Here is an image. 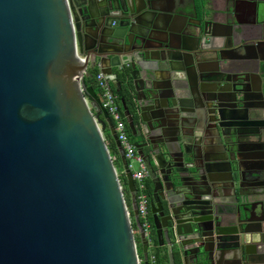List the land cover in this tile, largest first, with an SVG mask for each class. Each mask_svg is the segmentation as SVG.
I'll return each mask as SVG.
<instances>
[{
    "label": "flooded vegetation",
    "instance_id": "flooded-vegetation-1",
    "mask_svg": "<svg viewBox=\"0 0 264 264\" xmlns=\"http://www.w3.org/2000/svg\"><path fill=\"white\" fill-rule=\"evenodd\" d=\"M68 2L82 25L84 79L129 48L131 30L161 58L176 51L175 81L158 80L151 100L140 81L130 77L131 90L116 91L102 71L145 165L146 225L135 218L126 164L107 125L140 264H264V0ZM175 91L178 106L169 112L166 96Z\"/></svg>",
    "mask_w": 264,
    "mask_h": 264
},
{
    "label": "water",
    "instance_id": "water-1",
    "mask_svg": "<svg viewBox=\"0 0 264 264\" xmlns=\"http://www.w3.org/2000/svg\"><path fill=\"white\" fill-rule=\"evenodd\" d=\"M81 32L68 0H0V264H140L107 125L138 222L133 177L108 111L84 82ZM130 32L129 48L113 57L122 60L102 71L116 91L140 81L151 100L158 80L175 81L176 51L161 58ZM174 97L166 96L169 112Z\"/></svg>",
    "mask_w": 264,
    "mask_h": 264
},
{
    "label": "built area",
    "instance_id": "built-area-1",
    "mask_svg": "<svg viewBox=\"0 0 264 264\" xmlns=\"http://www.w3.org/2000/svg\"><path fill=\"white\" fill-rule=\"evenodd\" d=\"M95 84L101 90V102L102 106L108 111L110 117L115 121V127L117 130V136L121 145L124 149L125 156L129 161V166L132 167V161H136L139 165L138 169L134 173L135 179L138 180V211L139 215L142 217L144 225H146V194L144 192L145 183L143 181V177L145 174V165L141 159V157L134 153V146L128 135L125 131V121L123 118V114L119 105V102L116 98L115 93L110 88V85L105 79L104 73L99 71L95 76ZM105 135V134H104ZM105 140L108 143V140Z\"/></svg>",
    "mask_w": 264,
    "mask_h": 264
},
{
    "label": "trees",
    "instance_id": "trees-1",
    "mask_svg": "<svg viewBox=\"0 0 264 264\" xmlns=\"http://www.w3.org/2000/svg\"><path fill=\"white\" fill-rule=\"evenodd\" d=\"M96 73L94 74V78H95V76H96V74L99 72V70H97V71H95ZM93 77H86L85 79H84V82H85V84L87 85V86H89V85H92V86H94L95 88H96V90L97 89H99L97 86H96V84H95V79H94ZM109 145V144H108Z\"/></svg>",
    "mask_w": 264,
    "mask_h": 264
},
{
    "label": "rangeland",
    "instance_id": "rangeland-1",
    "mask_svg": "<svg viewBox=\"0 0 264 264\" xmlns=\"http://www.w3.org/2000/svg\"><path fill=\"white\" fill-rule=\"evenodd\" d=\"M97 92L99 93V96H101V90L100 89H97ZM106 133V139H107V135H109V132L108 131H105ZM109 138V137H108ZM109 140H110V138H109ZM138 167H139V165H138V163L136 162V161H132V170L135 172L137 169H138Z\"/></svg>",
    "mask_w": 264,
    "mask_h": 264
},
{
    "label": "crops",
    "instance_id": "crops-1",
    "mask_svg": "<svg viewBox=\"0 0 264 264\" xmlns=\"http://www.w3.org/2000/svg\"><path fill=\"white\" fill-rule=\"evenodd\" d=\"M95 88V87H94ZM109 138H107V140H108Z\"/></svg>",
    "mask_w": 264,
    "mask_h": 264
}]
</instances>
